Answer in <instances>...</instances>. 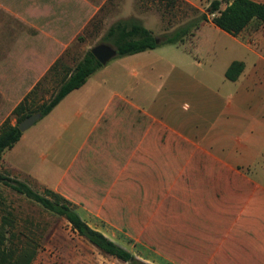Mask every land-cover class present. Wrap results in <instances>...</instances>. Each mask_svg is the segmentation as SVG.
<instances>
[{"label": "crops", "instance_id": "0c3cea01", "mask_svg": "<svg viewBox=\"0 0 264 264\" xmlns=\"http://www.w3.org/2000/svg\"><path fill=\"white\" fill-rule=\"evenodd\" d=\"M183 1L198 10L215 0ZM216 1L224 9L231 0ZM2 7L27 22L15 8ZM44 23L29 26L43 32ZM6 29L14 31L7 24ZM16 33L0 35V58L11 59L9 80L0 72L2 84L14 90L22 88L23 76L43 75L60 44L49 33ZM199 54L210 65L195 61V73L189 60ZM233 61L242 62L243 70L229 81L225 71ZM179 143L186 144L185 151ZM194 153L212 157L217 162L212 168L221 171L252 170L247 181L227 184V202L241 204L233 223L218 229L217 257L208 264H264V24L253 20L231 36L207 21L182 44L111 59L22 132L3 152L0 169L75 201L69 187L106 185L107 180L142 185L146 171L172 169L179 154Z\"/></svg>", "mask_w": 264, "mask_h": 264}, {"label": "rangeland", "instance_id": "374dc122", "mask_svg": "<svg viewBox=\"0 0 264 264\" xmlns=\"http://www.w3.org/2000/svg\"><path fill=\"white\" fill-rule=\"evenodd\" d=\"M0 5V35L27 30L32 36L49 33L60 39L46 72L37 79L23 76L21 89L5 88L0 75V131L16 125L22 115L46 105L65 74L92 47L105 44L114 48L106 36L109 27L117 23L126 27L141 24L162 38L192 16L183 5L165 8L157 0H0ZM42 5L48 8L42 9ZM2 6L15 8L13 11L23 14L27 22L12 16ZM29 6L31 10L25 13ZM206 10V6L198 8L196 16ZM43 19V32L29 26L32 23L37 27ZM5 24L14 31H3ZM197 60L204 67L210 65L201 54L190 58L189 65L195 73ZM214 62L217 67L219 57ZM10 69L11 59L0 58L4 81L9 80ZM185 145L179 143L182 151ZM172 161L171 167L177 165L175 169L146 171L142 185L120 186L107 180L106 185L69 187L72 193L68 196L76 199L71 201L78 215L91 228L129 251L133 262L100 253L77 236L64 218L0 183V232L6 237L5 244L15 252L33 250L30 264H208V259L217 257L218 229L233 223L241 204L227 202V184L238 178L247 181L245 177L249 178L252 170L237 173L212 168L217 162L205 153L179 154L178 164ZM0 174L26 184L38 194L48 188L7 169H0ZM221 178L225 180L223 185L216 181ZM235 204L236 207L226 210Z\"/></svg>", "mask_w": 264, "mask_h": 264}, {"label": "trees", "instance_id": "16d2710c", "mask_svg": "<svg viewBox=\"0 0 264 264\" xmlns=\"http://www.w3.org/2000/svg\"><path fill=\"white\" fill-rule=\"evenodd\" d=\"M157 1L159 4H163L165 8L183 5L192 12V16L172 31L164 33L162 38H157L141 24L126 27L117 23L115 26L109 27L106 36L114 43L116 57L151 50L164 44H182L201 24L207 21H211L216 28L231 36L239 34L253 20L264 24V2L231 0L224 9H221L222 3L215 0L209 4L206 13H200L196 16L198 10L183 0ZM120 38L128 39L121 41ZM102 67L103 65L88 51L82 60L65 74L55 95L46 105L39 110L22 115L16 125L2 128L0 131V164L3 152L10 149L21 137L22 132L18 129V124L21 121L35 113H39L41 118L47 115L63 97L80 88L93 73ZM242 70L243 63L233 61L225 71V78L229 81H235ZM0 183L31 199L49 212L64 218L77 236L94 246L100 253L122 262L134 261V256L129 251L108 239L101 232L91 228L78 215L76 206L63 195L48 188H45L42 194L35 193L26 184L3 174H0ZM5 243L6 237L0 232V264H30L32 262L33 250L22 249L15 252L8 248Z\"/></svg>", "mask_w": 264, "mask_h": 264}, {"label": "water", "instance_id": "95a60500", "mask_svg": "<svg viewBox=\"0 0 264 264\" xmlns=\"http://www.w3.org/2000/svg\"><path fill=\"white\" fill-rule=\"evenodd\" d=\"M157 42V41H156ZM90 53L94 58L101 64H107L111 59L116 57V50L108 45L99 44L90 49ZM41 118L39 113L30 115L22 122L18 124V129L20 132H24L34 125Z\"/></svg>", "mask_w": 264, "mask_h": 264}]
</instances>
